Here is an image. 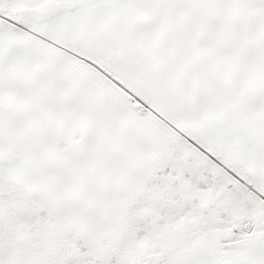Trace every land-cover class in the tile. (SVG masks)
Wrapping results in <instances>:
<instances>
[{
	"label": "snow or ice",
	"instance_id": "obj_1",
	"mask_svg": "<svg viewBox=\"0 0 264 264\" xmlns=\"http://www.w3.org/2000/svg\"><path fill=\"white\" fill-rule=\"evenodd\" d=\"M0 264H264V0H0Z\"/></svg>",
	"mask_w": 264,
	"mask_h": 264
}]
</instances>
